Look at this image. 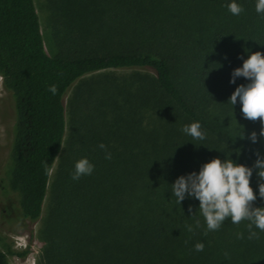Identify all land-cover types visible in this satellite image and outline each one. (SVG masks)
<instances>
[{
    "label": "trees",
    "instance_id": "obj_1",
    "mask_svg": "<svg viewBox=\"0 0 264 264\" xmlns=\"http://www.w3.org/2000/svg\"><path fill=\"white\" fill-rule=\"evenodd\" d=\"M52 2L62 14L50 55L34 1L0 0V79L13 108L0 193L24 219H40L36 264H264V232L254 229L248 239L247 221L228 218L209 231L198 201L176 203L169 185L212 157L223 159L224 143L230 159L249 167L254 151L264 154L259 117L246 119L239 103L233 113L226 103L245 82H228L243 49L264 54V14L254 0H237L238 16L227 0ZM197 120L203 140L180 130ZM253 131L255 144L246 138ZM80 157L93 171L73 180ZM249 183L255 195V169ZM26 252L0 249V264L7 253Z\"/></svg>",
    "mask_w": 264,
    "mask_h": 264
},
{
    "label": "clouds",
    "instance_id": "obj_2",
    "mask_svg": "<svg viewBox=\"0 0 264 264\" xmlns=\"http://www.w3.org/2000/svg\"><path fill=\"white\" fill-rule=\"evenodd\" d=\"M253 7L258 15L264 14V0H254ZM226 8L233 16H238L244 10L237 0H227ZM243 52L247 54L246 58L241 60L238 67L231 69L228 82L232 84L237 78H243L245 82L236 84L226 103L231 106L232 113L233 106L239 103L240 112L246 119L254 121L259 117L261 125L259 135L264 138V54L260 51H249L247 48H244ZM49 91L55 94V85H49ZM180 130L195 140H203L205 136L198 120L182 125ZM237 137L245 138L241 126ZM246 138L250 143L257 142V134L254 131L249 132ZM97 147L104 151L105 159L111 158V153L105 150L103 143H98ZM224 149L225 151H221L224 153L223 159L212 157L201 163L198 170L178 175L169 184L171 195L178 204L185 198L197 200V208L207 230L218 229L226 218L233 224L245 220L247 221L245 227L248 229L247 238L254 239L257 236L254 229L264 232V206L252 204L257 196L264 200V154L254 151L253 155L256 158L249 167L230 159L225 143ZM93 167L87 157H80L73 163L71 178L77 180L82 175H90ZM253 169L258 178L255 195L249 183ZM189 212L190 215L193 214L191 206ZM199 224L197 220L196 227H199ZM185 227L189 232L193 230L192 225ZM240 235L237 233V238H240ZM193 247L199 252L203 250L204 245L197 242Z\"/></svg>",
    "mask_w": 264,
    "mask_h": 264
},
{
    "label": "rangeland",
    "instance_id": "obj_3",
    "mask_svg": "<svg viewBox=\"0 0 264 264\" xmlns=\"http://www.w3.org/2000/svg\"><path fill=\"white\" fill-rule=\"evenodd\" d=\"M39 18L40 30L45 51L53 55L57 47L53 37L54 21L61 17L62 11L58 4L53 6L52 0H33ZM64 27L58 26V29ZM109 74L118 76L122 70H107ZM102 79L103 76H98ZM96 79V78H95ZM90 80V79H89ZM71 88L64 94V104L66 114L68 111V97ZM67 118V116H66ZM13 123V108L10 93L2 86L0 79V175L7 156V150L11 139V128ZM67 131V128H66ZM44 212H42V215ZM40 219L30 222L24 219L18 210L16 202L12 198L4 197L0 193V249L6 250L7 247L13 250L27 249L23 256L6 254L7 264H36L41 259L37 230ZM32 232V237L29 235Z\"/></svg>",
    "mask_w": 264,
    "mask_h": 264
}]
</instances>
